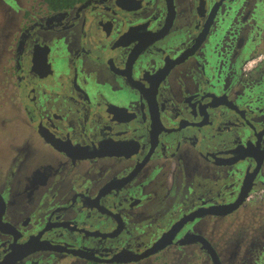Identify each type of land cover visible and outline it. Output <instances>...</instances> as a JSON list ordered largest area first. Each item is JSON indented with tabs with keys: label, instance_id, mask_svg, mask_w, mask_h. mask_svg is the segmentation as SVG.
<instances>
[{
	"label": "flooded vegetation",
	"instance_id": "af4514ba",
	"mask_svg": "<svg viewBox=\"0 0 264 264\" xmlns=\"http://www.w3.org/2000/svg\"><path fill=\"white\" fill-rule=\"evenodd\" d=\"M0 16V264H264V0ZM245 212L218 252L208 220Z\"/></svg>",
	"mask_w": 264,
	"mask_h": 264
},
{
	"label": "rangeland",
	"instance_id": "374dc122",
	"mask_svg": "<svg viewBox=\"0 0 264 264\" xmlns=\"http://www.w3.org/2000/svg\"><path fill=\"white\" fill-rule=\"evenodd\" d=\"M6 2L7 0H3ZM0 0V4L3 2ZM1 19V16H0ZM11 105L8 104L7 99L2 98L0 100V126H2L3 119L6 120L5 127H8L10 132L17 131L20 123L18 121L19 115L11 112ZM6 129V130H8ZM251 213H237L223 218H216L213 221L208 220L209 226H204L203 234L212 237L213 245L220 253L223 252V248L228 244L232 231H234V237L239 232L245 229L251 222ZM241 233L239 234V236Z\"/></svg>",
	"mask_w": 264,
	"mask_h": 264
},
{
	"label": "trees",
	"instance_id": "16d2710c",
	"mask_svg": "<svg viewBox=\"0 0 264 264\" xmlns=\"http://www.w3.org/2000/svg\"><path fill=\"white\" fill-rule=\"evenodd\" d=\"M56 1H59L61 3H65L67 0H56Z\"/></svg>",
	"mask_w": 264,
	"mask_h": 264
}]
</instances>
